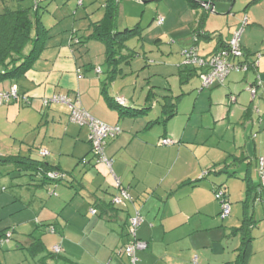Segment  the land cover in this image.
<instances>
[{
  "label": "crops",
  "instance_id": "crops-1",
  "mask_svg": "<svg viewBox=\"0 0 264 264\" xmlns=\"http://www.w3.org/2000/svg\"><path fill=\"white\" fill-rule=\"evenodd\" d=\"M50 1L58 5L66 0ZM86 1H83V8ZM105 2L106 0L102 4L104 14ZM260 5L262 9L258 15L256 9ZM219 6L228 8L226 4L216 5L220 12L224 11L220 10ZM185 7L187 10V5ZM191 9L194 10L195 20L191 23L189 32H192L202 14V10L198 11L193 7ZM231 9L230 14L233 12V8ZM79 11L74 14L78 17L77 21L86 19L90 23H75L68 39L65 35L58 38L61 32L50 31L51 37L46 48L27 72L25 78L28 84L23 85L29 88L24 91L28 93L25 95L27 100L31 96V106L27 104L28 101L25 105L13 102L0 104V150L5 148L4 152L9 149L13 152L0 153V156H22L23 148L30 151L32 144H28L34 139L27 140L34 134L35 126H39L44 119L40 112L45 108L50 109L48 120L51 119V122L48 121L47 127H51V132L48 129L42 141V146L46 149L40 150L35 160L47 163L67 173L71 178L64 186H61L62 182L59 185H40V176L34 175L33 178L28 176L30 181L16 185L26 191L25 197L19 199L38 214L34 218L31 213H26L20 220V223L34 221L30 222L34 232L30 227L24 228L27 231L32 229L27 245L37 249L36 257H41V260L47 258L55 246H60V256L53 258L58 264H127L120 252L119 257L115 256V250L125 243L128 221L135 215V209H138L144 221L137 235L139 239L149 243L146 251L138 253L140 264H201L200 258L204 263L212 264L206 252H201L199 256L201 249L219 244L224 238L229 239L230 232L231 237L240 235L241 244V233L234 232L235 228H239L247 216H253L255 223L258 219L264 221V179L258 161L264 159V117L259 126L253 125L252 140H246L244 145L240 142L238 146L240 139L235 135L234 129L236 119L241 118L240 125L247 122L244 114L252 102L251 94H240L238 86L240 83L250 86L255 81L256 74L249 72L246 75L253 76L243 78L241 73H235L233 78L230 77L233 81L229 83L232 85L225 84L227 100L229 94L237 92L239 104L234 108L226 107L222 92L210 95V101L217 98L221 106V110L212 118L210 126L204 125L201 120L193 123L197 103L187 122L178 120L179 106L178 114L165 123H156L163 115L162 106L156 118L149 117L151 109L139 115H122L108 104L103 95L102 78L99 77V74L103 73L102 69L95 67L93 63H87L83 72V67L79 65V57L84 54L82 51L87 49V45L77 43L81 39L78 32L91 34V25L100 21L104 14L99 17L100 20L94 21L90 14L85 15ZM247 12L251 17L249 24L252 22L253 28L249 25L244 35L251 30H258V27L264 29V0L250 5ZM210 16L206 22V30L218 31L212 26L219 28V24L226 18L223 15ZM51 17L58 21L53 15ZM54 24L56 26L57 23ZM237 24L238 22H234L228 26V36L223 35L225 40L231 38L232 32L239 26ZM47 27L53 28L51 25ZM62 32H66V29ZM218 32L223 33L222 29ZM261 42L262 45H258L252 41V37H247L242 41V45L253 53L258 51V46L264 50V40ZM215 47L216 43L203 52H210ZM257 59L262 88L257 96L261 98L260 104H255V101L254 104L260 112L264 106V56L259 55ZM89 70L96 71L98 77L88 78L86 73ZM9 83L0 85V93L10 90L13 84ZM76 92L81 96L84 109L92 117L103 124L118 126L122 130L118 137L107 140L105 155L112 162L111 167L96 161L91 152L90 129L86 125L70 121L68 106L57 104L54 109V104L44 106V100L47 98L54 95L71 96ZM148 98L149 96H146L144 101L138 102L131 99L133 105L130 108L139 112L152 104L153 109L155 101L152 99L149 103ZM127 100L125 99L124 104L126 106ZM205 109L201 107L200 112L204 113ZM14 124L17 125L16 130L19 133H13ZM8 131L9 134L6 133ZM163 138H171L175 144L163 145ZM65 145L70 149L66 150ZM41 151H47V155L41 156ZM238 158L240 162L236 160ZM245 158H248L249 164L244 161ZM83 159H86V164L82 163ZM234 160L239 164H230ZM225 162L229 164L227 169L222 165ZM238 165V171L231 169ZM211 167H216L219 174L199 182ZM222 170L227 172L221 173ZM231 173L233 175H230ZM115 178L129 190L132 198L130 203L121 207L111 204L114 196L118 194L114 188ZM213 182L224 184L226 187L231 204L229 216H222V207L214 195ZM9 184L11 186L13 183ZM261 184L262 198L255 204L247 194L251 188L253 191L250 193L253 194L254 187L257 188ZM54 185L55 188H52ZM67 185L68 188H61ZM46 188L53 189L52 192L56 194L53 197L56 198L46 201L42 194L40 195V190ZM4 190L7 191V188ZM14 196L12 193L11 197ZM139 205L143 206L142 210ZM92 209H96L98 213L92 214ZM47 226H52L55 232H50ZM39 231L41 234L36 235ZM16 233L17 229L13 230L12 237ZM262 234L252 231L253 254L249 264H264V231ZM35 243L37 244L34 246Z\"/></svg>",
  "mask_w": 264,
  "mask_h": 264
},
{
  "label": "rangeland",
  "instance_id": "rangeland-1",
  "mask_svg": "<svg viewBox=\"0 0 264 264\" xmlns=\"http://www.w3.org/2000/svg\"><path fill=\"white\" fill-rule=\"evenodd\" d=\"M104 1L105 0H95L94 2H91L87 0L85 2L84 8L83 6H79L78 0H66L65 2L58 3V5L55 2H51L50 5L47 6V12L43 14L44 24L46 26L51 25V27H53L51 30L52 33L55 32V30L56 32H61L60 35L58 34V38L65 35L68 39L75 23H90L89 20L86 19L77 21L78 17H76V15L74 14L81 10L85 15L90 14V17L94 21H98L101 19L99 17L104 14L102 7ZM250 1L251 0L216 1L215 12L217 14H210V17L223 15L226 19H223V23H218L219 25H221L219 28H216L215 25H213L212 27L215 30L217 29L218 31L222 29V34L227 37L228 26L230 24H233L234 22H238L237 26H239L236 30L240 31L242 29L241 25L243 24L246 17H249V19L251 20L249 12H247L249 8L246 9ZM25 2L29 6H32L33 4V0H26ZM221 4H226L228 6V8H221V6H219V9L223 10L224 12H220L218 10V7L216 8V5ZM186 5L187 10L185 7ZM231 8H233V12H231L232 14H230V11H232ZM261 9V5L258 7V9H256L258 10V15H260ZM196 10L199 11L201 9L198 8ZM193 13L194 10L191 9L188 2H186L185 0H121L118 30L124 31L127 28H134L137 24H140L143 29V39H133L127 44V48L123 50V55L133 54V57L130 59L129 64L121 65V68L123 69V77H119L111 85V87H109L110 95L112 97L116 99L118 97H123L126 100L128 99V107H131L133 105L130 102L131 99L135 100L136 102L144 101L145 97L149 95L150 90L152 89V91L154 92V97L153 95H151V100L153 99V101H155V104L153 109L150 110L151 112L149 114V117L156 118L160 113L163 97L167 95L173 97L180 96L178 105V120H184L187 122V120L189 119V115L191 113L193 114L194 107L197 103L196 111L193 114V123L201 120L204 125H211L213 121L212 118L221 110V106L217 98H212V101H210V95H212V93L214 92H222V99L226 101L225 105H228V100L225 96V84L230 85L231 83L229 82L233 81L232 79H230V77L233 78L236 74L232 73L227 79V83H224V85H219L212 90L205 89L203 91H200L201 80L198 76L195 75L188 82H185L184 84L180 83V69L178 67V64L180 61H183L181 51L183 48H191L193 46V39L190 33L191 31L189 32L190 25L195 20ZM236 13L237 15H235ZM52 15L54 16V18L58 19L57 22L54 21L53 17H51ZM159 18H164L165 23L163 26L157 25V20ZM54 23H57L56 26ZM252 24V22H250L249 24L251 25V28H253ZM248 27L249 26H247L246 29ZM258 28V30H251L245 35L244 33H242V41H244V39L247 37H252L253 42H256L258 45H262L261 41L264 40V29L260 27ZM63 29H66V32H62ZM236 30H234L232 33L234 34ZM89 34L90 32H78V36L82 38L83 41L86 40L85 38L88 37ZM215 43V41L210 43L203 42L201 43V50L208 51L209 47L211 48V45ZM86 45L87 49L85 51H82L84 52V54L80 55L79 57V65L83 67V72H85L84 70L86 68L85 66H87V63H93L95 67L101 68L103 73L99 74V77H101L103 81L106 78L107 71V65L105 63V45L98 41H88ZM253 53H262L264 56V50L261 48V46H258V51ZM241 74L243 78L246 76L248 77L249 75L253 76V74ZM86 75L88 76V78L98 77L96 75V71L94 70H89ZM24 83L28 84L25 77L22 78L18 84L20 86L19 93L21 96L28 95V93L24 90H29V88L24 86ZM238 91L240 92V94H243L245 96L247 94L250 95V93L248 92L249 84L247 85L245 83H240L238 86ZM232 93L237 96V92L234 91ZM25 97L21 99V101H14L13 103L25 105V102L28 101L27 104L31 106V96H29V100H27V96ZM254 101L255 104H257L261 101V98L258 97ZM210 103L212 104L211 106ZM238 104L232 105L231 107L234 108ZM55 105H57V103H54V105H52L53 109ZM61 105L67 107V105L64 104ZM201 107L209 109V111H206L205 109L204 113H201ZM48 111H50V109L47 110L45 108L43 112H40V114L43 115L44 119L42 120V123L39 124V126H35L34 134L27 140L33 141L34 139L32 143L28 144L29 146L30 144H32V149L29 151L28 149L23 148V152L21 153L22 156H31L33 159H37L39 151L42 149H46L42 146V141L45 139V133L48 131V129L49 132H51V127H47L48 121L50 120L51 122V119L48 120ZM259 115L261 116L262 120V118L264 117V106H262ZM240 120L241 118H238L234 122V129L236 131L235 135H237V138L240 139L238 146H240V142L243 145L245 144L246 140H249L250 142L252 140L251 138L253 137L254 132L253 125L259 126V124L257 125V123H255L256 121L254 120L252 122L245 121L240 125ZM260 122L262 123V121ZM16 127L17 125L14 124L12 127L14 128L13 133H19L16 130ZM6 133L9 134L10 131ZM4 149L5 148L0 150L1 154H13L11 149L7 150L6 152H4ZM65 149H70V147L68 145H65ZM251 158L253 159L254 156L252 155ZM231 169L238 171L240 167L239 165L233 166ZM66 177L67 178L62 181L63 185L61 186H64L66 182H69L71 180L69 176L66 175ZM26 180L30 181V178L28 176H21L18 171H16V168L13 165L4 164L0 166V231H4L7 229L13 231L17 229V233L13 235L11 240L4 243L2 246V250L0 252L2 263L58 264L56 263L57 261L52 258L45 257L43 258V260H41V257H36L37 249L35 247H32L30 244L27 245L28 236L30 237L29 233H32L31 231L33 229L31 225V221L33 220L22 223H20V220L25 217L26 213H31L34 218L38 214H36L32 208L25 206L23 201L19 199V197H25L24 192L26 191L22 190L24 188H19V186L16 185L24 183ZM10 182L13 183L11 186L9 184ZM4 188H7V191H5ZM52 188H55V185ZM61 188H68V185L67 187ZM52 191L53 189H41L40 195L42 194V197L45 198L46 201H50V199L56 198L53 197L56 196V194ZM12 193L13 196L15 195L14 197H11ZM72 194H74V192ZM138 207L141 210L143 209L142 205H139ZM258 220H256L257 227L253 230V232L259 233V235H263L262 233L264 231V221ZM26 227H30L32 229L30 231H27L26 229H24ZM37 234L40 235L41 232L39 231L36 233V235ZM230 234L231 235L229 239L224 238L219 244H212L213 246L210 248L201 249L199 252V256L201 255V252H206L209 255L210 260L212 261V264H226L229 261H234L237 255L236 250L240 246V235L231 237L232 233L230 232ZM125 238V243L119 245V247L115 250L116 257H119V250L123 249L127 241L129 240L128 231ZM122 258L127 264H130L129 259L125 255H122ZM200 263L206 264L201 258ZM59 264H62V262H59Z\"/></svg>",
  "mask_w": 264,
  "mask_h": 264
},
{
  "label": "trees",
  "instance_id": "trees-1",
  "mask_svg": "<svg viewBox=\"0 0 264 264\" xmlns=\"http://www.w3.org/2000/svg\"><path fill=\"white\" fill-rule=\"evenodd\" d=\"M25 1L26 0H0V85L3 83H7V82L12 83L13 86L10 88V90H8V92H2V93L3 94L9 93L14 87H16L17 94H18L17 100H10L9 102L0 100V104L2 105L8 104L10 102L18 101V100L21 101V99L25 97V96L20 95L19 93L20 86L18 84L20 80L26 76L27 72L30 70L34 62L40 58L43 50L46 48V45L51 37L50 31L52 29L48 28L44 24V21H43V14L47 12L48 10L47 6L50 5L51 1L50 0H45V1L33 0L32 6L27 5ZM83 1L84 0H78L79 6H83ZM216 1L218 0H203V1L187 0L188 4L191 7H193V9L199 8L202 10V14L197 20V24L191 32V37L193 39V46L191 48L193 47L197 48L199 56L203 58L205 61H209L212 57L218 55L219 52L227 49L229 47L231 39L233 38V33H232L231 38L227 41L224 39V36L221 32H218V31L209 32L205 28L208 16L210 14H213L212 9ZM259 1L260 0H254L249 5H247L246 9H248L250 5L256 4ZM208 5L210 7H208ZM120 9H121V0H106L105 14L103 18L100 21L93 23L91 25L92 32L91 34H89L88 37L85 38L86 39L85 41H83L81 38L78 40L77 43L86 45L88 41L93 40V41L101 42L105 45L106 47V53H105L106 62L105 63L107 65V71H106V78L102 81L103 95L106 101L108 102V104L114 109L118 110L120 114L139 115L142 113H146L148 109H152L151 107L152 104L149 105L150 106L149 108L141 109L138 112L135 109L133 110V108H130L124 104H120L116 98L111 97L109 94V86L114 81H116L119 77H123V69L121 68V65L129 64L130 59L133 57V54L123 55V50L127 48V44L133 39H140V40L143 39V29L140 24H137L134 28H127L124 31L118 30ZM160 19L161 18L157 20V25L163 26L164 22L161 25L158 24ZM244 22H246V25H244L242 33H244L246 27L249 26V18L246 17ZM241 26H243V24ZM213 41L216 42V47L213 50L207 53L201 50V47H200L201 43L203 42L210 43ZM241 47H242V52H243V59L234 58L233 63L238 66L235 65V69L229 74V76L232 73L248 74L249 72H254L256 74L255 81L249 86V92L253 100L250 106L246 109L244 118L247 119V121L250 120L251 122L254 120L256 121L255 123L259 124L261 121V116L259 115L260 112L258 111L257 107L254 104V100L257 98L258 93L260 89L262 88V81H261L260 75L258 74L259 66H257V61H258L257 57L263 54L262 53H252L246 50L242 45V36H241ZM191 48H184L181 51L183 61L179 65L180 83L184 84L185 82H188L195 75V76H198L201 80V90L200 91H203L205 89L212 90L213 88L218 87L219 85H224V83H226L229 76L221 84L220 83L214 84L208 88L204 87L202 76H205L208 74L209 67L184 64L185 57L183 55V52ZM244 65L248 66V70L246 72H243L239 70V68H237V67L243 68ZM252 89H255L256 91L255 94L251 92ZM151 95H153L154 97L153 91H151L148 95L149 103L152 101ZM52 97L66 98L70 100L72 103L80 102L81 107L84 109L81 96L78 92L74 93L71 96L54 95ZM227 97H228L227 106L229 108L232 105L238 104V96H236L235 94H229ZM179 101H180V96L163 97V102L161 104L162 106L161 111L163 115L161 116V120H157L156 123H160V122L165 123L169 119L175 117L178 114L177 107H178ZM54 103L64 104L60 102H51L50 104L44 105V106L49 107L51 104H54ZM69 110H70V121L73 122L71 120L72 114H71L70 107H69ZM111 127L119 128V132H118V135H116L115 137H109L107 138V140L114 139L122 133V130L120 127L118 126H111ZM256 135L257 134H255L254 136L256 137ZM107 140H106V144H107ZM163 140H170L171 143L167 144V146L175 144V142L171 140V138H163L161 141V144H163L162 143ZM106 144H105V147H106ZM91 152L97 161V158L93 153V150H91ZM236 160L240 162L239 158ZM237 161L234 160L230 164L232 163L233 165H235V163L239 164ZM244 161L247 162L248 164L250 163L248 161V158H245ZM86 162H87L86 159L82 160V163L86 164ZM0 164H1L0 166L4 164L13 165L16 168V171H18V173L21 176H29L30 178H33L34 175H39L40 176L39 182H41L40 185H46V184L58 185L62 181H64L66 178V175H68L67 173L63 171L53 168L49 164L44 163L42 161L35 160L30 156H0ZM222 165L225 166L227 169L229 164L225 162V164H222ZM51 172L62 173L65 175V177L62 179H58V180H51V178L48 177V174ZM223 172H227V170H222L221 173ZM218 174L219 172L217 171L216 167H211L202 175L201 180L199 182L204 181L211 176H217ZM230 175H233V174L231 173ZM212 185H213V191H214L215 198L220 203L221 207L225 202H230V199H229V196L227 194L226 187L224 184H217L213 182ZM114 188H116L119 194V189L116 186H114ZM251 189L252 190H249L250 192L253 191V188ZM254 189L255 191L253 192V194L249 192V194L247 195L249 197L251 196V200L256 204L257 201H259V199L262 198V193H263L262 184L257 188L254 187ZM219 192L223 193L222 197H217ZM131 201H132V198H131ZM127 203H130V202H127ZM111 204L114 207L123 206V205L114 204L113 200ZM92 210L96 211L95 214L98 213L96 209H92ZM253 218H254L253 216H247L245 220L243 221L242 225L239 228H235L234 232L241 233V236H242L241 244H240V247L236 250V253H237L236 259L226 264H249L250 263V259L253 254V240H254L251 234H252L253 229L257 227L256 225L257 223L253 221L254 220ZM47 227H49L48 228L49 231L52 228V226H47ZM128 227H129V221H128V226H127V231H128ZM8 233L11 234V238H12L13 231L9 229L0 231V241L6 240L4 241V243L8 242L6 238ZM137 238H138V235H137ZM3 244L0 246V252L2 250ZM36 244L37 243H35L34 246ZM147 244H148L147 248L143 251H146L148 249L149 243L147 242ZM60 254H56L54 250H52V253H49L47 255V258H52V259L57 258L60 256ZM0 264H3L1 257H0Z\"/></svg>",
  "mask_w": 264,
  "mask_h": 264
},
{
  "label": "built area",
  "instance_id": "built-area-1",
  "mask_svg": "<svg viewBox=\"0 0 264 264\" xmlns=\"http://www.w3.org/2000/svg\"><path fill=\"white\" fill-rule=\"evenodd\" d=\"M208 7L210 6L208 5ZM163 22L164 19L161 18L158 24L161 25ZM244 25H246V22L243 23L242 29L240 31H236L233 34V38L231 39L229 47L219 52L218 55L212 57L209 61H205L203 58H201L199 56L197 48L195 47L189 50H185L183 52V55L185 57L184 58L185 65H197V66L209 67L208 74L202 76L204 87L208 88L214 84L223 83L226 80V78L229 76V74L235 69L236 64L233 63L234 58L243 59L241 36ZM257 66H259V61H257ZM237 68H239V70L243 72H246L248 70L247 65H244L243 68L240 67ZM251 92L253 94L256 93L255 89H252ZM17 99H18V94L16 87H14L9 93L0 94L1 101L9 102L10 100H17ZM117 101L120 104L126 103L125 100L122 98H118ZM51 102H60L67 104L71 109V114H72L71 120L79 125L82 126L86 125L90 128V132H91L90 142L92 145L93 153L97 158V162L105 163L107 164L108 167H111L112 162L105 155V144L107 138L115 137L116 135H118L119 128L108 126L96 120L86 110H84L81 107L80 102L72 103L70 100L66 98L52 97L45 99L44 105H48ZM162 143L167 145L171 142L170 140H163ZM40 155L46 156L47 151H41ZM259 164H260V172L262 178L264 179V159H260ZM48 177L51 178V180H58L64 178L65 175L59 172H51L48 174ZM115 184H116L115 186L119 189V194L114 197L113 203L116 205H126L127 202H131V196L128 192V189L122 187L121 181L115 178ZM222 195L223 193L219 192L217 197H222ZM135 211H136L135 215L129 219V227H128L129 241L125 245V247L119 251L121 255H125L129 259L130 264H140L138 253L140 251L145 250L148 246L147 242L139 240L137 238L138 230L141 227L144 218L139 210L135 209ZM92 213L95 214L96 211L92 210ZM230 213H231V204L230 202H225L222 205V216L223 217L229 216ZM50 232L54 233L55 229L52 227L50 229ZM6 238L7 241H9L11 238V234L8 233ZM4 241L6 240L0 241V246L4 243ZM53 250L56 254H60L62 252L60 246H55Z\"/></svg>",
  "mask_w": 264,
  "mask_h": 264
},
{
  "label": "water",
  "instance_id": "water-1",
  "mask_svg": "<svg viewBox=\"0 0 264 264\" xmlns=\"http://www.w3.org/2000/svg\"><path fill=\"white\" fill-rule=\"evenodd\" d=\"M212 13H213V14H217V13L215 12V5H213ZM228 14H229V13H228Z\"/></svg>",
  "mask_w": 264,
  "mask_h": 264
}]
</instances>
